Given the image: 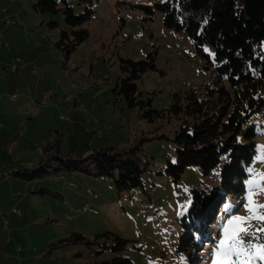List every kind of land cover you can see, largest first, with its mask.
Segmentation results:
<instances>
[{
    "label": "rangeland",
    "instance_id": "374dc122",
    "mask_svg": "<svg viewBox=\"0 0 264 264\" xmlns=\"http://www.w3.org/2000/svg\"><path fill=\"white\" fill-rule=\"evenodd\" d=\"M38 1L0 0V169L5 171L0 172V191H7L9 178L16 182L8 190L9 200L0 202V264H102L116 256L134 264H211L222 225L232 214L249 215L244 206L249 181L264 173V161L258 159L264 155V111L245 127L257 132L245 194L228 201L190 260L187 252H177L185 230L181 218L193 189L220 190L229 156L222 155L207 175L198 166H187L175 181L166 164L176 158L177 120L148 122L140 110L127 107L117 86L124 77L121 59H144L155 52L157 69L143 74L137 85L144 98H152L153 108L168 109L176 92L203 94L214 82L206 58L183 31L164 25L162 12L155 10L151 18L140 7L165 0H68L77 13L94 12L84 24L89 37L67 58L57 47L61 32L69 29L62 11L40 13L34 8ZM205 51L213 53V48ZM75 74L88 86L82 87ZM59 131L63 158L141 145L147 161L141 185L117 189L116 172L95 176L62 169L30 180L12 174L35 170ZM254 200L264 204V193ZM76 233L89 242L64 241ZM106 233L129 240L128 248H108L113 239Z\"/></svg>",
    "mask_w": 264,
    "mask_h": 264
},
{
    "label": "trees",
    "instance_id": "16d2710c",
    "mask_svg": "<svg viewBox=\"0 0 264 264\" xmlns=\"http://www.w3.org/2000/svg\"><path fill=\"white\" fill-rule=\"evenodd\" d=\"M60 3L59 0H40L34 8L40 13L62 11L69 29L61 32L57 47L68 58L89 37L90 32L84 24L94 11L87 8L77 13L68 0ZM140 7L151 18L155 10L162 12L167 28L183 31L206 58V65L214 76V82L207 85L203 94L193 90L176 92L168 109H155L152 98H144L137 85L143 74L157 69L156 53L150 52L144 59H121L124 77L117 86L118 95L122 96L127 107L140 110L148 122L177 120L172 139L176 158L166 164L167 174L175 181L187 166H198L207 175L219 164L222 155L229 156L221 169L220 190L207 193L193 189L191 204L181 218L185 230L177 252H187V258L191 260L201 241L207 238V230L215 229L219 214L228 201L243 196L246 191L247 168L256 154L257 132L254 126L245 127L254 114L264 111V52L261 49L264 0H165L154 6ZM50 25L53 28L56 23ZM206 46L213 48L214 58L206 53ZM58 133L59 136L44 147L37 168L30 174L26 172L30 169L16 171L15 176L30 180L62 169L95 176H114L116 172L117 189L127 190L141 185V176L147 167L141 145L100 148L86 157L72 155L76 157L73 158L72 153H68L63 158L60 156V133L63 131ZM106 235L113 239V244L108 247L113 251L128 248L129 240L116 234ZM64 241L89 242L77 233ZM256 242L264 243V240ZM102 264L134 262L116 256Z\"/></svg>",
    "mask_w": 264,
    "mask_h": 264
},
{
    "label": "snow or ice",
    "instance_id": "6c2138e0",
    "mask_svg": "<svg viewBox=\"0 0 264 264\" xmlns=\"http://www.w3.org/2000/svg\"><path fill=\"white\" fill-rule=\"evenodd\" d=\"M209 54L215 57L214 53ZM258 159L264 161V155ZM249 184L251 188L244 205L249 215L232 214L222 225V238L211 253V264H264V243L253 242L264 240V214H257L259 210L264 209V204L254 200L256 195L264 193V173H256ZM182 207L186 210L188 205ZM225 211L231 212V206ZM253 221L256 223L253 224Z\"/></svg>",
    "mask_w": 264,
    "mask_h": 264
},
{
    "label": "crops",
    "instance_id": "0c3cea01",
    "mask_svg": "<svg viewBox=\"0 0 264 264\" xmlns=\"http://www.w3.org/2000/svg\"><path fill=\"white\" fill-rule=\"evenodd\" d=\"M2 21V20H1ZM2 23V22H1ZM22 95V97L24 96L23 94H21ZM1 96H3V93L1 94ZM15 101H17V99H15ZM18 107V109L20 110V111H22L21 109H22V106H17ZM3 109V108H2ZM25 114H30L29 112L28 113H25ZM1 166V165H0ZM22 170V169H21ZM17 170H13L12 171V174L15 176V172H16ZM19 171V170H18ZM0 172H5V171H2L1 169H0ZM7 173V172H6ZM1 175H4V174H0V176ZM11 175V174H10ZM8 180H10V182H9V187H8V189H7V191L5 192V193H2L1 191H0V202L1 201H5V200H9V198H8V190H12V187H11V185L12 184H14V183H16V182H13V180H11V178H9ZM0 206H2L1 204H0Z\"/></svg>",
    "mask_w": 264,
    "mask_h": 264
},
{
    "label": "built area",
    "instance_id": "2783aa9c",
    "mask_svg": "<svg viewBox=\"0 0 264 264\" xmlns=\"http://www.w3.org/2000/svg\"><path fill=\"white\" fill-rule=\"evenodd\" d=\"M5 12V10H4ZM75 77L77 79V82L82 83L81 86L82 87H87L88 86V82L86 80L80 79L76 74ZM18 214H20V212H17Z\"/></svg>",
    "mask_w": 264,
    "mask_h": 264
}]
</instances>
